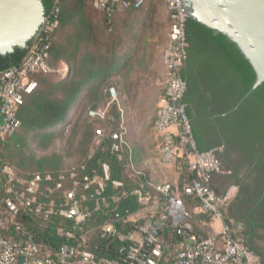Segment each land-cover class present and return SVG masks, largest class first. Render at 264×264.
<instances>
[{
  "label": "trees",
  "instance_id": "trees-1",
  "mask_svg": "<svg viewBox=\"0 0 264 264\" xmlns=\"http://www.w3.org/2000/svg\"><path fill=\"white\" fill-rule=\"evenodd\" d=\"M152 1L148 0L143 8L135 12L132 18L134 26L127 27L126 34L115 38L107 36L112 39L106 41L108 38L104 36V31L108 27L112 31L116 28L122 11L108 14L95 8L91 0H61V16L51 40L49 61L52 66L68 64L70 73L57 80L43 73L33 74L38 87L25 97L18 110L21 126L3 140L0 148V199L7 195V176L2 173L5 165L12 166L22 180H28L36 173H51L58 178L62 173L67 176L72 169L90 175L100 174L103 162L110 165L111 179L106 182L101 194L91 196L94 187L85 190L87 199L83 205L90 215L74 229L78 236L86 238L81 248L90 250L99 258L117 259L119 248L126 244L116 237L101 238L103 223L112 221L121 232L126 233L133 230L137 222L144 221L145 217L139 215L148 205L140 202L135 189L159 195L149 182L151 179L147 171L136 162L138 154L134 149L132 158L137 170L131 166L125 151L115 152L111 148L113 139L109 131L120 130L122 112L118 102L111 101L109 89L113 82L106 81L109 69L116 67L122 71L127 67L132 52L125 55L117 49L127 39L139 43L135 24L143 22L139 20L140 15H144L148 6L151 7ZM42 2L48 14L55 0ZM92 13H97L98 20L104 23L95 24ZM98 31L102 35L97 34ZM186 34L188 54L180 75L187 84L184 101L198 148L219 149L223 142L215 144L213 140H221L224 136L236 145L245 158L254 161L255 168L264 176V82L241 102L254 83L255 72L235 44L223 34H215L212 29L191 19L187 20ZM106 49L112 52L110 58L106 56ZM26 51L17 49L11 54L9 64L0 63V69L18 64ZM98 78L102 80L91 84ZM104 106H108L106 119L89 114V111ZM63 123H69L70 128L65 130L61 127ZM100 127L107 132L96 142ZM218 156L221 158L222 154L218 152ZM176 164L180 173L179 184L192 180L194 174L185 160L179 158ZM234 175L233 170L231 178ZM113 180H119L123 185L116 187ZM16 187L21 189L22 185L16 182ZM53 192L63 193L58 189ZM189 202L192 206L197 203L195 198L186 197V203ZM17 223L23 226L22 233L15 231ZM58 226L72 228V221L58 215L43 220L30 210L21 208L18 215L9 220L6 233L31 238L40 246L42 253L57 257L62 245L76 244L74 239L59 234ZM163 235L167 249L171 250L179 240L175 227L168 225Z\"/></svg>",
  "mask_w": 264,
  "mask_h": 264
},
{
  "label": "built area",
  "instance_id": "built-area-1",
  "mask_svg": "<svg viewBox=\"0 0 264 264\" xmlns=\"http://www.w3.org/2000/svg\"><path fill=\"white\" fill-rule=\"evenodd\" d=\"M60 1L55 0L53 8L46 15L45 22L22 60L18 64L0 69V148L3 140L21 126L18 110L25 97L38 87V81L33 74L57 73L60 78L66 74L63 68H55L49 61L51 40L61 16ZM91 1L95 8L112 14L115 11L139 10L148 0ZM164 2L170 23L168 42L161 55L162 95L156 109L155 128L160 139L158 158L165 165H172L179 158H183L194 177L183 184H179V180L155 182L150 178L149 182L159 195H153L140 188L135 189L140 202L148 205L139 215L145 217L144 221L137 222L134 229L126 233L121 232L112 221H107L100 227L101 238L116 237L126 243L119 248L118 258L111 259L96 257L90 250L81 248L86 238L84 235L78 236L74 230L90 215L88 208L83 205L87 199L85 190L94 187L91 196L100 195L106 182L111 179L110 165L107 162L102 163L100 174L90 175L72 169L67 176L62 173L57 178L51 173H36L28 180L18 178L14 168L5 165L2 173L7 176V195L0 199V264H18L23 256L27 259L26 264H262L261 257L236 234L234 225L227 218V208L233 194L228 191L219 195L210 185L215 174H228L231 171L224 170L218 156V148H198L184 101L187 84L180 75L187 60L189 47L186 34L188 18L181 8V0ZM110 92L116 99L114 87L110 88ZM107 111L108 106H104L89 111V114L106 119ZM125 123L122 114L120 130L109 131L113 139L111 148L115 152L125 151L129 155L131 166L137 170ZM61 127L68 130L70 124L63 123ZM106 132L105 128L100 127L95 137L96 142H99ZM16 182L22 185L21 189L16 187ZM112 182L116 187L123 185L119 180ZM1 189L0 172V191ZM57 189L63 193L54 194L53 191ZM124 195H127L126 192ZM186 197L195 198L197 203L190 207L186 203ZM21 208L30 210L43 220L58 215L72 221V228L58 226L57 232L74 239L76 244L62 245L57 257H54L50 253H42L40 246L31 238L8 235V222L18 215ZM130 220H133V217H130ZM198 222L212 224L215 231L209 234L197 231ZM168 225L175 227L179 237L171 250L167 249L163 235ZM15 231L22 233L23 226L17 223Z\"/></svg>",
  "mask_w": 264,
  "mask_h": 264
},
{
  "label": "water",
  "instance_id": "water-1",
  "mask_svg": "<svg viewBox=\"0 0 264 264\" xmlns=\"http://www.w3.org/2000/svg\"><path fill=\"white\" fill-rule=\"evenodd\" d=\"M181 2L188 19L226 36L252 66L255 80L242 102L264 82V0ZM46 15L42 0H0V58H7L19 48L27 50ZM26 261L23 256L18 264Z\"/></svg>",
  "mask_w": 264,
  "mask_h": 264
},
{
  "label": "rangeland",
  "instance_id": "rangeland-1",
  "mask_svg": "<svg viewBox=\"0 0 264 264\" xmlns=\"http://www.w3.org/2000/svg\"><path fill=\"white\" fill-rule=\"evenodd\" d=\"M151 4L144 15H140L139 20L143 22L135 24V33L138 35L139 43L127 39L124 41V45H120L117 49L119 53L125 55L126 52H132L127 67L122 69V75L117 79L116 93L118 97L120 96L121 108L133 139L152 129L155 112L162 95L160 86V79L163 75L161 55L168 42L170 20L164 0H153ZM91 17L94 20L100 19L97 13H92ZM127 18L128 16L124 14L117 18L118 26L116 25V28L110 32V37H121L126 34ZM106 32L107 29L104 31V36L107 37ZM110 37H107L106 41L112 39ZM111 53L106 49V54ZM54 67L60 68L61 64ZM47 76L55 80L61 79L60 74L57 73ZM142 167L147 169V167ZM161 175L160 179H157L158 181L172 179V174L165 176L163 173Z\"/></svg>",
  "mask_w": 264,
  "mask_h": 264
},
{
  "label": "crops",
  "instance_id": "crops-1",
  "mask_svg": "<svg viewBox=\"0 0 264 264\" xmlns=\"http://www.w3.org/2000/svg\"><path fill=\"white\" fill-rule=\"evenodd\" d=\"M136 11L137 10L122 11L125 16H128L127 27H132V18ZM98 21L100 20H94V23L97 25L98 23H104L103 20H101L100 22ZM110 32H112V28L108 27L106 32L107 36L110 35ZM97 34L102 35L99 31L97 32ZM109 55L111 54H106L108 58H110ZM10 62L11 55L7 58H0V63L3 65H7ZM65 67H67L66 70ZM60 68H63V72H65L66 74L70 73L71 69L69 68L68 64L62 63ZM122 72L119 70V68L116 69V67L107 71L108 76L106 78V81L113 82L114 84L110 88L114 87L116 90L118 84L117 79L120 78ZM100 80H102V78L95 79L91 84H96ZM85 91H83V93H85ZM109 94L111 97V101L115 100L118 102L120 110L126 121L125 114L123 112V109L121 108L122 103L121 99L119 98L120 96H117V98L114 99L112 93L110 92V89ZM156 117L157 114L155 112L152 129L148 132H144V134H139L138 138L134 139L131 138L129 127L126 121L125 124L128 129V140L132 149H134L138 154V156H136V162L139 163V167L141 169H144L142 166H144L145 168L147 167V169L145 170L153 181L163 182L164 180H158L160 179L159 176H162L161 174L164 173L165 176H169L172 174V179H168L165 181L177 182L180 178L177 164L174 163L172 165H165L162 164L158 158L160 139L155 128ZM223 168L224 170H230V168H228L226 164H223ZM231 175V172L228 174L226 172L217 173L213 176L210 185L219 195H223L228 191H231V193L233 194V198L227 208V218L234 225L236 234L240 236L244 240V242L247 243L255 252H257V254L262 259V264H264V196L258 198H248L242 196L241 182L239 180L231 178ZM188 205L191 207L192 203L189 202ZM197 218H199V216ZM196 230L203 234H209L215 231V228L208 222H206L205 224L198 222L196 223Z\"/></svg>",
  "mask_w": 264,
  "mask_h": 264
},
{
  "label": "flooded vegetation",
  "instance_id": "flooded-vegetation-1",
  "mask_svg": "<svg viewBox=\"0 0 264 264\" xmlns=\"http://www.w3.org/2000/svg\"><path fill=\"white\" fill-rule=\"evenodd\" d=\"M221 138V140H213V143L223 142V145L219 146V152L222 154L221 162L230 168L231 173L234 170L233 179L241 182V195L248 198L264 196V176L255 168V162L245 158L231 140L224 136Z\"/></svg>",
  "mask_w": 264,
  "mask_h": 264
}]
</instances>
